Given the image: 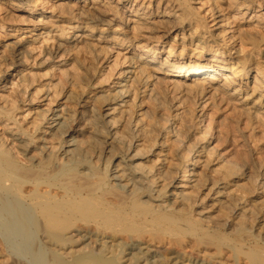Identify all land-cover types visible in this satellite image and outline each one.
Listing matches in <instances>:
<instances>
[{
  "label": "bare ground",
  "instance_id": "6f19581e",
  "mask_svg": "<svg viewBox=\"0 0 264 264\" xmlns=\"http://www.w3.org/2000/svg\"><path fill=\"white\" fill-rule=\"evenodd\" d=\"M24 1L28 7L14 6L24 9L26 24L8 13L3 23L13 30L0 33V238L38 235L46 248L47 235L59 232L64 264H264V213L254 209L264 201V177L221 159L214 133L198 132L202 116L188 121L176 94L203 84L209 100L228 96L253 119L264 117V73L252 63L259 50L264 64V17L223 39L234 17L224 0H205L212 26L199 0L128 10L124 21L115 11L127 0H60L50 23L34 20V0ZM231 1L243 21L257 2L264 9V0ZM103 6L111 11L105 18ZM72 19L78 24L67 37ZM95 19L119 30L110 38L85 30ZM193 25L197 39L194 31L172 38ZM126 29L149 37L119 39ZM39 39L43 58L36 61ZM167 40L182 48L179 59L189 46L218 56L211 43L229 58L202 62L198 52L195 61L173 62L175 49H157ZM114 49L135 51L117 78L104 72ZM25 112L29 120L18 118ZM246 179L255 181L248 191ZM212 234L228 243L215 248Z\"/></svg>",
  "mask_w": 264,
  "mask_h": 264
},
{
  "label": "rangeland",
  "instance_id": "374dc122",
  "mask_svg": "<svg viewBox=\"0 0 264 264\" xmlns=\"http://www.w3.org/2000/svg\"><path fill=\"white\" fill-rule=\"evenodd\" d=\"M201 1L199 0V5H198V7L200 8V16L204 20L207 21V24L209 26H212V23H211L212 18H210V14L208 11V9H209L208 5L209 4H207V2L205 0H201ZM17 2L22 4L23 8H26V6L28 7L30 4L24 0H16L15 2L12 3L13 5L10 3H7V4L6 3L5 4L0 3V33H2L4 35L6 33H8L9 31L11 32L13 30V27H14V26L10 27V25H6L3 23L5 21L3 16H5L6 14H8V13L16 14L14 16H17V19L14 22H17L18 24H21V23L26 24L24 22V20H25V18H27V16L23 13L24 9L22 8V9H20L21 11H18L17 8L14 6V5L18 4ZM203 2L205 5L202 4ZM259 2H257L254 6L256 12H251V15L249 16L250 18H247V21L246 20L243 21L242 18L236 12L232 13V10L234 9L235 5H233L231 0L221 1L220 5L222 7L224 6L226 8V10L229 11L231 16H234L231 19H234L235 21H237V22H235L234 20L230 19V21H233V22L229 21L230 22L228 24L229 27L228 26H227V28L225 27V32L227 30L229 31V29H230V31H229V33H228V31L226 32L227 35L225 32L221 33L222 38L223 39L227 38L228 36H230V34H233L234 32H235V35H237L239 32L238 30L240 28L242 29V27L245 26V25L243 26L242 24H245V22H248L250 19L255 20V19H260V18L264 17V15H263L264 9L259 8V6H260ZM58 3H60V0H34L33 4L36 6L38 14L40 13L38 16H36L34 18V20L38 21L40 19L44 23H50L51 20H53V19L55 20V16L58 13L60 14V12H61V8L57 7ZM223 3H225V4H223ZM167 5H168V0H127L125 3H123V5L119 6L120 9H119V7L117 10L113 8V11L116 10L115 13H117V15L119 16V19H122L124 21V18L126 17L125 15H127L129 12L128 10H134V9L138 8V9L142 10V12L143 11H145V12L146 11L147 12H149V11L150 12H156V11H163V9H167L168 8ZM104 7L105 6L101 7L100 9H101V12H103V14L105 15L104 16L102 14L105 18V17H107V14H109L111 11H109L108 7L107 8L106 7L104 8ZM24 15H25V17H24ZM123 15H124V17H123ZM38 17H40V18H38ZM239 18H240V20H239ZM74 20L75 19L69 20V22H71L70 24H68L67 22H66L67 24L65 23V25L67 27V30H66V36L67 37L71 34V32L74 31L73 28L78 24V21H74ZM240 22H241V24H240ZM231 23L233 24V26ZM237 26H238V28H237ZM24 27H28V26H24ZM42 28H43V26H39L38 28L31 27L29 29V31L34 29L35 32H39V30ZM83 28H84V26L81 27V29H83ZM88 28L90 31L93 32V34H95L97 36H99L102 33L104 36H107L109 38L113 35L114 31L119 30V29H117L116 26H113L111 29H108L107 27L103 26L100 21H97L96 19L93 23H91L89 25V27H86L85 30H88ZM186 28L187 29L184 32V34L178 33L177 36H175V34H174L172 36V38L177 39V41H178V39H182V38L187 40L190 38L189 33L194 31L193 32V38L197 39L201 33L200 30L199 31L197 30V27L195 25L192 26V30L188 27H186ZM257 28L258 27H255V30ZM188 29L190 32L188 31ZM126 30H122L123 36L120 35L119 39H141L142 38L141 36H144V38L149 37L148 34L147 35H141L136 30H130V29H126ZM258 30L261 31L260 28H258ZM263 30H264V28H263ZM261 32L264 34V31H261ZM154 38H156V37H154ZM157 38H159V37H157ZM209 39H211V38H209ZM235 39H237V38H235ZM238 39H240L239 35H238ZM245 39H247V38H245ZM39 40H40L39 43H36L37 47L40 46V44L43 45L42 42L44 41V39H39ZM51 41L52 40L50 39V42ZM168 44H169L168 40L165 41L164 43H159L157 49H159L161 46H163V50H165V52H166V50L168 51L174 47V46L171 47V45L169 46ZM212 45L213 44L211 43L210 48L213 47V49H215V50L219 49V55L216 57L212 56V53H210V52L206 53L205 52L206 50L203 51L201 48H197L196 46H191V47L189 46V47H186L187 48L186 49L187 50L186 55H184V57L182 59H179V53L181 52L182 48H180V47L178 48V46H177V47L173 48V49H175L174 51L176 52L175 59L173 60V62L178 60V59H179L178 60L179 62L181 60L183 62L195 61V58H197L196 53H198V52L199 53L205 52V55L203 57H201L202 62H209V60H211L213 58H219V59L224 58V60L229 58L227 56L228 53L225 54V57L221 58L220 52L223 51L222 49L224 47H220L216 44H214L216 46H214V45L212 46ZM259 52H261V51L257 50L253 54L252 63H253V67L261 68V71L264 73L263 59L261 58V55ZM39 53H40V55H38ZM41 53L42 52L40 50V47H38V52L36 55L37 56L36 61H39L41 58H43V56H42L43 53L42 54ZM132 53L134 54L135 51H132ZM132 53L130 54L128 52V50H126V49H114L112 54H110L109 62L104 67V68H106L104 71L105 74L106 75L107 74H113V78H114V76H115V78H117L119 76V73H117V72L120 69H122V67L125 68L127 66V65H125L127 62L126 57H129L130 55H132ZM161 56H163V58H165L164 55H161ZM118 61L120 62V65H119ZM35 63L36 62L32 63L33 64L32 68H36ZM69 68H71L72 71H75V69H76L73 66H70ZM34 71H37V70H34ZM78 74L80 75L81 72L78 71ZM254 76H255V73L253 72L251 79H249V84L251 82V86L254 83V81H253ZM197 86H200V87L198 88ZM201 90H203V91L201 92ZM207 92H208V90L206 89L205 85H203V84H198L196 86L194 85L192 88H189L188 90L186 88L182 87L178 92H176V94H178V93L180 94V96H178L179 100L177 99V101L183 100L182 101L183 102L182 108L184 107L183 108V110L185 111L184 115L188 118L187 120L188 121L190 120L189 118L192 117V114L193 115L194 114L201 115L202 120L204 122L202 123V121L201 122L198 121L199 122L198 132H200L201 134H204V133L208 134L209 132L214 133L216 140L214 141L213 146H216L218 153H220V156L222 155L221 159H227L228 158L229 160H231L230 162H232V163L234 161L236 164L235 166H237V168H239L241 170H243V168H245L244 166H248L249 168H251L250 172L255 173V174L260 173L259 175L264 177V169H263L264 168V117H262V118L260 117L259 121L256 119H253L250 115L245 114L244 110L242 111V108H241V110H238V109H240L239 106L237 105L238 103L236 101L232 102L233 100H229L228 96L223 97L221 95L223 97V99H222L223 102L221 100H219L220 98H222V97L218 98L219 96L216 97L215 99L212 98L211 100H209L208 98L212 97V96H209L211 94H208ZM227 99L229 101H227ZM214 100H215V102H214ZM225 101H227L228 104ZM230 101L232 102V104ZM205 102H207V103L210 102L212 104H210V103L207 104ZM229 102H230V104H229ZM200 104H202V106H200ZM204 105H205V108L202 109V107ZM236 107H238V108H236ZM239 111H242V112H239ZM242 113H244V114H242ZM245 115H247V116H245ZM23 116H26L27 120L30 119V117H28V112H25L24 115L23 114L18 115V118H21ZM249 118H250V120H249ZM198 122H197V124H198ZM257 122L260 124H258ZM247 123H249V124L247 125ZM262 123H263V126H262ZM207 124H210V126H208L210 128L206 127ZM261 129H263V130H261ZM241 183H243V187H244L245 191H248L253 186L255 187V181L252 179L243 180ZM246 183H247V185H246ZM246 199H247V202H249V200L251 198H250V196L246 195ZM262 199L264 200V198H262ZM254 209H255V211H260V212L264 213V201L263 202L261 201L258 204H256ZM36 223H39V222L37 221ZM127 226L128 225H126L125 227L127 228ZM127 229H130V230L133 229L132 232H135L136 234H147V233L153 232L152 229H147V228L143 229L142 227H139L136 225H132L130 228H127ZM227 229H228L227 227H223L222 232L228 233ZM4 236H5V240L3 238H0V244L5 243V245H7V246H5L3 244L0 245V264H13L14 262H16L14 264H59V262L63 263V261H62L63 257H61V255L59 254V240L62 238V236L59 235V232L47 235L48 236L47 237V243L45 244L46 248L44 246H41L40 241H39L40 236H38V235H31V236L30 235H26V236H22V235L6 236V235H4ZM211 236H212V239H214V241H215V244H216L215 248H218L219 245H221V244L228 243L227 240L222 241V240L217 239V237L213 234ZM4 247H6V248H4ZM8 250H10V251H8Z\"/></svg>",
  "mask_w": 264,
  "mask_h": 264
}]
</instances>
